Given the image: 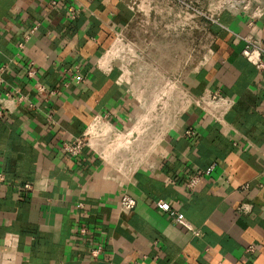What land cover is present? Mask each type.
Wrapping results in <instances>:
<instances>
[{
  "label": "crops",
  "instance_id": "0c3cea01",
  "mask_svg": "<svg viewBox=\"0 0 264 264\" xmlns=\"http://www.w3.org/2000/svg\"><path fill=\"white\" fill-rule=\"evenodd\" d=\"M49 1L0 0V264H264V70L233 40L250 35L264 48V5L208 23V54L165 115L110 53L133 0ZM205 89L233 101L219 120L196 103ZM80 136L78 155L60 150ZM123 194L131 210L119 209Z\"/></svg>",
  "mask_w": 264,
  "mask_h": 264
},
{
  "label": "rangeland",
  "instance_id": "374dc122",
  "mask_svg": "<svg viewBox=\"0 0 264 264\" xmlns=\"http://www.w3.org/2000/svg\"><path fill=\"white\" fill-rule=\"evenodd\" d=\"M263 5L264 0H133L134 16L120 32L117 46L110 53L122 67L124 76L137 80L135 91L149 96L150 101L159 100L161 103L156 107L166 115L169 95L177 94L179 81L208 54L211 40L208 23L224 11L255 14ZM181 91L184 101L186 92ZM152 123L155 121L150 126ZM99 134L109 136L110 130H100ZM99 137L94 134L91 143L101 140ZM109 139V143L115 141L112 135ZM130 142L123 138L115 141V145L123 149ZM120 150L109 155L118 161L116 154Z\"/></svg>",
  "mask_w": 264,
  "mask_h": 264
},
{
  "label": "built area",
  "instance_id": "2783aa9c",
  "mask_svg": "<svg viewBox=\"0 0 264 264\" xmlns=\"http://www.w3.org/2000/svg\"><path fill=\"white\" fill-rule=\"evenodd\" d=\"M58 3V0H50L49 1V6H56ZM261 10V9H260ZM67 12L70 18H74L78 12V8L74 6L73 4H70L67 7ZM260 12V11H259ZM258 12V13H259ZM254 14V13H253ZM257 14V13H255ZM36 26L34 25L31 30L29 31L28 34L24 36V41L19 42L18 46L23 47L24 42L28 40L31 32L34 31ZM234 42L237 43L240 40L243 41V46L241 48V54L258 70H264V48L259 44L256 43L250 35H245V36H239V35H234ZM26 73L28 76H33L35 73V68H34V63L31 62L29 64V67L26 70ZM35 88L39 93H44L46 88L44 84H42L39 81H36L35 83ZM52 92V91H50ZM9 95V93H7ZM196 103L203 108L204 110L208 111L214 119L219 120L222 116V114L231 106L233 103L232 99L229 97L221 95L218 91L216 90H210V89H205L204 92L196 99ZM32 106V104H30ZM191 133V132H189ZM87 142V140L83 137H76L70 142H62L60 145V150L65 154V155H78L81 152V149L83 148L84 144ZM212 166H209L204 170L205 173L209 172ZM200 178V173L192 175L188 181H187V186L188 187H193L197 184ZM3 179V175L0 173V180ZM25 188L29 187V184L25 183L24 184ZM135 205V199L128 195V194H123L120 198L119 201V209L121 211H128L131 210ZM156 205L169 213V215L172 216L173 220L179 224L182 225L188 229L192 230V227L190 224L185 220L184 216L182 213L177 212L173 210L170 207V204L165 201V200H158L156 202ZM79 231L81 233H85L86 229L84 227L80 228ZM195 231V230H194ZM101 251L100 246H96L90 250V254L93 257H96Z\"/></svg>",
  "mask_w": 264,
  "mask_h": 264
},
{
  "label": "bare ground",
  "instance_id": "6f19581e",
  "mask_svg": "<svg viewBox=\"0 0 264 264\" xmlns=\"http://www.w3.org/2000/svg\"><path fill=\"white\" fill-rule=\"evenodd\" d=\"M97 120L91 125L90 127V132L93 130V131H98V128H99V125L96 123Z\"/></svg>",
  "mask_w": 264,
  "mask_h": 264
}]
</instances>
